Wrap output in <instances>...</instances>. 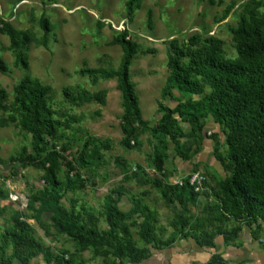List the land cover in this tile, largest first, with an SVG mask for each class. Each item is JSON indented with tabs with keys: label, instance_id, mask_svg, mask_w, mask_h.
<instances>
[{
	"label": "rangeland",
	"instance_id": "obj_1",
	"mask_svg": "<svg viewBox=\"0 0 264 264\" xmlns=\"http://www.w3.org/2000/svg\"><path fill=\"white\" fill-rule=\"evenodd\" d=\"M126 1L0 0V25L3 23L17 33L26 31L31 35L27 46L18 49L10 45L7 33L0 31V58L5 65L4 70L0 69V86L6 93L7 103L12 101L14 86L24 74L50 87L48 103L54 117L61 122L59 136L53 141L55 149L63 156L58 159L57 175L64 179L68 172L74 181L61 197V204L66 209L79 212L84 224L90 220L100 230L105 229L103 197L121 188V205L129 209L131 200L139 198L141 205L155 217L157 227H162L163 232H158V236L165 239L173 233L171 224L176 211L191 222L193 218L206 217L205 206L214 202L213 187L218 177L225 174L218 156L226 150L224 126L211 124L205 119L203 129L182 139L188 159L183 160L169 144L163 170L155 168L153 156L158 144L157 135L149 126L158 121L159 104L168 101V97L161 95L169 72L168 44L175 39L185 47L193 35L198 42H202L206 35H213L223 41V54L234 57L232 35L240 15L246 8H255L264 16V0H138L131 14L127 11ZM41 17H47L52 24L46 33L40 23ZM123 29L138 44L129 69L130 78L135 83L141 118L149 122V126L137 125L138 143L130 149L121 142L124 107L116 78L93 77L88 72H81L91 68L117 67L122 50L112 40ZM20 53L26 55L25 68L18 60ZM99 90L105 91L102 103L72 97L75 93ZM173 92L177 99L192 96ZM7 115L6 110L0 109V117ZM185 130L189 132V126L185 125ZM87 140L98 147L107 142L109 147L100 146L103 157L93 165L79 167L74 162ZM21 153L35 154L30 134L15 122L0 125V159L6 160L0 162V234L11 224L15 212L29 215L26 208L28 196L42 186L41 170L7 162L9 157ZM66 161L75 169L69 170ZM189 172H199L204 178L198 199L178 208L167 206L151 179L156 177L164 183H175ZM43 219L50 222L48 214H43ZM28 223L42 245L53 254L71 259V264H108L113 259L111 254H104V248L98 252L91 247L76 251L72 239L56 233L51 226L44 230L32 218H28ZM223 224L226 229H232L237 222L229 219ZM252 231L250 227H243L235 241L247 246L241 257L236 256L245 259L237 261L238 264H264V223L255 235ZM134 236L137 244L142 245L135 232ZM4 247L5 253L9 254L10 245ZM27 264L45 262L41 255H37Z\"/></svg>",
	"mask_w": 264,
	"mask_h": 264
},
{
	"label": "trees",
	"instance_id": "obj_2",
	"mask_svg": "<svg viewBox=\"0 0 264 264\" xmlns=\"http://www.w3.org/2000/svg\"><path fill=\"white\" fill-rule=\"evenodd\" d=\"M137 3L138 0L126 1L129 14ZM40 23L45 33L51 30L52 24L47 17H41ZM0 31L7 33L14 48H25L31 40L28 32L17 33L3 23ZM232 39L234 57L223 54V41L213 35H206L202 42L196 41V35H193L185 47L175 39L170 41L167 52L169 72L161 90V95L168 97V101L159 104L160 116L153 126L141 118L135 83L130 78L129 69L138 44L128 37L127 30L123 29L112 40L122 50L116 68L81 71L93 77L116 78L124 107L121 142L127 149L132 148L138 143L137 125H148L157 135L153 163L159 171L163 170L169 144L183 160L189 158L182 139L203 129L205 119L211 124L224 126L226 150L218 160L225 174L218 177L213 187L214 202L205 206V218H193L192 222L176 211L171 224L173 233L165 239L158 236L163 229L157 227L155 217L141 205L139 198L131 200L129 209L121 205V188L103 197L105 229L100 230L90 220L84 224L79 212L66 209L61 204V197L74 181L68 172L64 179L57 175L58 159L63 156L55 149L53 141L59 136L61 122L54 117L48 103L50 87L24 74L14 86L12 101L7 103L6 93L0 86V109L8 112L6 117H0V125L8 121L18 124L30 134L35 150L34 155L21 153L9 157L7 162L17 163L22 168L33 166L42 172V186L28 196L26 208L29 215L15 212L11 224L0 234V264H27L37 255L42 256L45 264H71V259L53 254L35 238L28 218L34 219L44 230L51 226L56 233L71 238L76 251L91 247L98 252L104 248V254L113 257L108 264H123L124 260L138 262L145 256V248L138 246L134 232L144 246L168 245L176 240L178 232L207 248L215 247L216 236H222L225 242L236 240L245 226L252 228L255 235L264 223V16L255 8H246L233 29ZM42 43L45 44L44 38ZM18 60L24 68L27 67L25 54L20 53ZM0 69H5L1 58ZM174 90L197 97L177 99ZM66 91L70 93L67 88ZM83 93H75L72 97L104 101L103 90ZM185 125L189 126V132ZM91 144L89 140L85 141L74 164L91 166L103 157L101 147H109L107 142L101 147ZM5 161L0 159L1 163ZM66 162L69 170L75 169L71 162ZM182 182L178 185L171 181L164 183L156 177L151 179L163 202L177 208L196 202L200 195L189 184L187 175ZM80 185L83 187L84 184L81 182ZM43 214L49 215L50 222L43 219ZM229 219L237 222L232 229H226L223 224ZM7 244L11 248L9 254L4 250ZM206 264L230 263L213 253Z\"/></svg>",
	"mask_w": 264,
	"mask_h": 264
},
{
	"label": "crops",
	"instance_id": "obj_3",
	"mask_svg": "<svg viewBox=\"0 0 264 264\" xmlns=\"http://www.w3.org/2000/svg\"><path fill=\"white\" fill-rule=\"evenodd\" d=\"M236 240L225 242L222 236H216L214 248L199 246L192 238L184 237H176L174 242L165 246L138 244L139 247L145 248V256L138 262L124 260L123 264H206L213 253L219 254L230 264H238L236 262L240 260L239 257L247 246L246 243H236ZM238 255L239 257H236Z\"/></svg>",
	"mask_w": 264,
	"mask_h": 264
},
{
	"label": "built area",
	"instance_id": "obj_4",
	"mask_svg": "<svg viewBox=\"0 0 264 264\" xmlns=\"http://www.w3.org/2000/svg\"><path fill=\"white\" fill-rule=\"evenodd\" d=\"M188 176V182L191 186H193L195 191L200 190V184L202 183V181L204 180L203 176L200 175L199 172H189L187 174ZM178 185H182V179H178L175 182Z\"/></svg>",
	"mask_w": 264,
	"mask_h": 264
}]
</instances>
